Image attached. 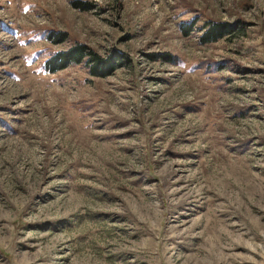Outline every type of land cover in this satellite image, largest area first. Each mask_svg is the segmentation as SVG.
<instances>
[{
  "label": "rangeland",
  "instance_id": "374dc122",
  "mask_svg": "<svg viewBox=\"0 0 264 264\" xmlns=\"http://www.w3.org/2000/svg\"><path fill=\"white\" fill-rule=\"evenodd\" d=\"M0 264H264V0H0Z\"/></svg>",
  "mask_w": 264,
  "mask_h": 264
},
{
  "label": "trees",
  "instance_id": "16d2710c",
  "mask_svg": "<svg viewBox=\"0 0 264 264\" xmlns=\"http://www.w3.org/2000/svg\"><path fill=\"white\" fill-rule=\"evenodd\" d=\"M76 8L82 9L83 11H87L89 8L84 7L82 5L74 4ZM234 30L231 26L226 24H217L213 22H206V29L200 35L199 41L202 44L215 42L224 38V36L232 33ZM88 57V71L89 74L93 77H107L110 76L111 73L116 69L115 64L119 62V58H114L113 56H109L107 58H101L95 54H91L86 52L85 48L82 46H76L75 48L69 50L66 53H58L53 56L50 60L44 63L45 70L54 73L61 69L67 67L68 64H79L82 57ZM152 58V56H151ZM156 58H161L164 61L169 60V56L167 54L159 55ZM166 59V60H165ZM168 59V60H167Z\"/></svg>",
  "mask_w": 264,
  "mask_h": 264
}]
</instances>
